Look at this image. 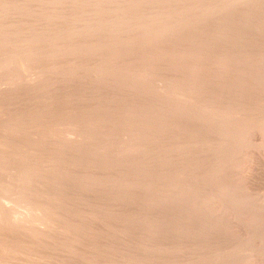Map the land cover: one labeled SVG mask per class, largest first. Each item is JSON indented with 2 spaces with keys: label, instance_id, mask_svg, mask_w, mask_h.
<instances>
[{
  "label": "rangeland",
  "instance_id": "374dc122",
  "mask_svg": "<svg viewBox=\"0 0 264 264\" xmlns=\"http://www.w3.org/2000/svg\"><path fill=\"white\" fill-rule=\"evenodd\" d=\"M231 137L206 197H264V0H0V264H264L198 218Z\"/></svg>",
  "mask_w": 264,
  "mask_h": 264
},
{
  "label": "bare ground",
  "instance_id": "6f19581e",
  "mask_svg": "<svg viewBox=\"0 0 264 264\" xmlns=\"http://www.w3.org/2000/svg\"><path fill=\"white\" fill-rule=\"evenodd\" d=\"M263 22V21H262ZM248 93V92H247ZM248 99V98H247ZM228 114V113H227ZM229 115H230V117H229V123L231 124V125H235V123H237L238 124V122H237V119H239V118H241V119H243L242 117H248V116H253L254 115V112L252 111V109H248L247 110V112H238V111H231V112H229ZM228 115V116H229ZM256 115V114H255ZM254 115V116H255ZM222 119V118H221ZM245 119V118H244ZM243 119V120H244ZM240 120V119H239ZM242 120V121H243ZM250 121V120H249ZM247 122V120L245 119V122L244 123H246ZM221 123V122H220ZM229 123H227L228 125H229ZM222 124V123H221ZM248 124V123H247ZM220 125V124H219ZM214 127H217V128H219L218 127V125L216 124ZM233 128V127H232ZM253 131V130H252ZM254 132H255V130H254ZM244 133V132H243ZM251 134V133H250ZM248 135V134H247ZM230 137V136H229ZM261 135H260V133H252V135H251V139H252V141H257V140H261ZM233 137H231V139L230 138H223L224 140L223 141H220V142H217V141H219V140H217L216 141V139H218V138H211V141L209 140L207 143L205 142V143H202L200 146H199V148H198V151H197V162H198V176H197V193H198V215H199V217L198 218H200L199 220H202L203 218H208V219H212V220H214V221H220V222H223V221H225L227 224H225V225H227V226H224L223 227V232H224V234L226 235H228V233H230L231 234V236L233 237L232 239L234 240H232V242H237V243H241V241H245L244 239H243V234H244V236L246 235V233L245 232H243V230L244 229H242V228H240L239 227V222L240 223H242V224H244V225H246V227H247V223H246V221H245V219L248 217V219H247V221L249 220V218L250 219H252L253 221H251V223L252 224H250V225H248V227H247V229L248 230H250L251 232H255V233H261V227L262 226H264V197H262L261 195H253L249 190H247V188H245V189H243V190H237V191H239V192H234V189H232V188H229L230 186H231V184L230 183H228V182H236V180H237V177L235 176V175H237V174H235L236 172L235 171H230V172H235L234 174V176L233 177H230L229 176V174H230V172L228 173V174H224V172L225 171H229V170H232V168H229V169H224V168H222V167H219V166H217L218 167V171L217 172H219V173H215L214 175H212L211 174V176L213 177H211V176H209L208 177V179H209V187L208 188H210L211 186H212V190H213V181H225V182H227L228 184H230V185H228L227 183H226V185H228L229 187V189H232L231 191L232 192H230V190H229V193L230 194H226L225 192H228L227 190H228V188L226 189V191H224L222 194H214V195H210V197L209 196H207L206 197V195H207V192H206V189H205V184H206V182L207 181H205V179H206V177H205V173H204V165H205V163H206V161L208 162V166H210V169H211V167H212V170H214L215 168V161L220 157V155L221 156H227V158L229 159H232V157H236V158H240L241 157V155L240 154H238L237 153V155L235 154V155H233V153H232V149L235 147V143H236V140L235 139H232ZM217 142V143H216ZM262 142V141H261ZM255 143H258V142H255ZM261 144V143H260ZM260 144H257V146L259 145V146H261ZM240 147V146H239ZM256 147V146H255ZM240 153V152H239ZM244 154V153H243ZM259 154V153H258ZM261 155V154H260ZM260 155H258V158H256L257 160V162H258V165L260 166V167H262L261 169H263L264 170V156H260ZM229 156V157H228ZM257 157V156H256ZM216 159V160H215ZM205 162V163H204ZM211 164H210V163ZM223 162V161H222ZM256 163V162H255ZM219 165V164H218ZM228 167H230V166H228ZM227 167V168H228ZM214 168V169H213ZM224 169L225 171L223 172V170L222 169ZM214 171H216V170H214ZM222 171V172H221ZM221 172V173H220ZM227 173V172H226ZM229 177H228V176ZM214 179V180H213ZM207 180V179H206ZM213 180V181H212ZM247 180V179H246ZM219 181V182H220ZM224 182V183H225ZM216 184H217V182H215ZM214 183V184H215ZM221 183V182H220ZM237 184V183H236ZM223 186V185H222ZM215 187H216V185H215ZM211 189V188H210ZM216 189V188H215ZM211 191V190H210ZM220 193V192H219ZM210 194V193H209ZM213 194V193H212ZM226 194V195H225ZM258 194V193H257ZM218 198H221V200L223 199L224 201H221L220 199H218ZM219 200V201H218ZM221 201V202H220ZM222 204H224V205H222ZM221 205V206H220ZM223 206V207H222ZM225 206V207H224ZM230 206H232L233 207V209H234V207L235 208H237L236 210L234 209V211L233 210H231L230 209ZM226 207H228L229 208V210H231V211H228V209H226V210H224ZM238 209H241L242 210V212L244 213V216H246V218L245 219H243L245 222L243 223L242 222V219H236V217L238 216V215H241V214H238ZM241 217V216H240ZM204 220V219H203ZM202 220V221H203ZM209 220V221H210ZM223 220V221H222ZM239 221V222H238ZM199 222V221H198ZM224 223V222H223ZM222 223V224H223ZM224 225V224H223ZM244 225H241V226H244ZM222 226V225H221ZM235 227H239L240 229H242L241 230V233H240V229L239 228H235ZM246 227H245V229H246ZM222 228V227H221ZM235 228V229H234ZM236 229H238V233L236 232L237 230ZM246 229V230H247ZM262 231H264V230H262ZM251 232H248V233H250L251 235H252V233ZM254 233V234H255ZM263 234V233H262ZM248 235V234H247ZM246 235V236H247ZM258 235V234H257ZM230 236V235H229ZM248 237V236H247ZM250 237L252 238V236H250L249 235V238H247V239H250ZM245 238V237H244ZM243 239V240H242ZM251 240V239H250ZM255 240V239H254ZM249 241V240H248ZM224 242V241H223ZM246 242V241H245ZM259 242V241H258ZM263 243V242H262ZM233 244V243H232ZM231 244V245H232ZM251 245V244H250ZM258 246V244H257V242H256V246L254 245V247L252 246V247H250L248 250H250L249 252H251V253H256L257 252V250L259 249V247H257ZM261 246V245H260ZM247 248V247H246ZM258 248V249H257ZM227 251V250H226ZM221 252V251H220ZM220 252H219V254H215V255H213V261H214V264H224V263H226V264H230V261H229V255H228V253H224V254H220ZM216 253V252H215ZM228 255V256H227ZM225 259H227V261L225 260ZM231 259V258H230ZM223 261V262H222ZM222 262V263H221Z\"/></svg>",
  "mask_w": 264,
  "mask_h": 264
}]
</instances>
